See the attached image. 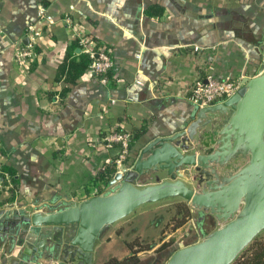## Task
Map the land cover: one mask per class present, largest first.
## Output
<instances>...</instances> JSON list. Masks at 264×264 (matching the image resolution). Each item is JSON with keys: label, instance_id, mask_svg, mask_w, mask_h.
<instances>
[{"label": "crops", "instance_id": "crops-1", "mask_svg": "<svg viewBox=\"0 0 264 264\" xmlns=\"http://www.w3.org/2000/svg\"><path fill=\"white\" fill-rule=\"evenodd\" d=\"M39 6L51 21L37 23L35 56L22 66L15 47L25 43ZM66 13L75 26L61 21ZM79 29L110 53V85L88 69L75 83L58 79L63 61L82 52ZM263 34L264 0H0V208L70 200L114 166L119 143L101 144L112 132L142 131L133 153L179 130L190 121L197 77L258 74Z\"/></svg>", "mask_w": 264, "mask_h": 264}, {"label": "water", "instance_id": "water-1", "mask_svg": "<svg viewBox=\"0 0 264 264\" xmlns=\"http://www.w3.org/2000/svg\"><path fill=\"white\" fill-rule=\"evenodd\" d=\"M256 44L257 75L245 76L222 103L193 105L179 130L138 145L131 167L114 174L107 192L0 208V264H94L114 224L168 200L200 215L201 239L173 244L165 264H231L264 230V34ZM206 215L218 224L209 232Z\"/></svg>", "mask_w": 264, "mask_h": 264}, {"label": "built area", "instance_id": "built-area-1", "mask_svg": "<svg viewBox=\"0 0 264 264\" xmlns=\"http://www.w3.org/2000/svg\"><path fill=\"white\" fill-rule=\"evenodd\" d=\"M37 22H34L26 29L25 37L28 39V43L17 44L15 47V60L22 66H28L32 58L35 56L34 44L39 36L42 34V30L37 26L38 22L45 24L51 21V16L46 13V9L43 6L38 7ZM61 21L68 27L75 26V19L71 14L66 13L61 17ZM78 42L81 51L87 53L91 57L88 70L91 74L97 76L101 83L110 85L109 71L113 68L114 61L107 51L97 40L89 36L82 29L78 30ZM245 76H237L231 78H213V77H197L189 87L188 99L193 105L198 107H208L224 102L243 85V79ZM132 141V134L130 132H112L108 136H105L101 144L110 147L114 142H118L119 152L116 158L113 160L115 171L121 172L124 169L127 170L131 167L132 163H127V158L130 154V143ZM95 147V144H93ZM111 177V178H112ZM110 189L109 184L105 183L103 179H96L95 181L88 182L85 185H81L70 197V201L80 202L89 197L103 194ZM184 226L188 229H194L196 240L201 239L197 229L196 223L193 218H189Z\"/></svg>", "mask_w": 264, "mask_h": 264}, {"label": "rangeland", "instance_id": "rangeland-1", "mask_svg": "<svg viewBox=\"0 0 264 264\" xmlns=\"http://www.w3.org/2000/svg\"><path fill=\"white\" fill-rule=\"evenodd\" d=\"M130 157L133 159L135 153H132ZM174 203L175 200H168L146 205L138 210V213H143L139 218L135 219L134 216H130L114 224L98 243L94 253V264H101L111 256L120 258L129 254L131 251L129 244L131 242H137L140 245H148L150 243L154 245L152 249L137 252L139 257L137 264H165L170 254L165 257H159V255L177 242H189L192 237L190 236L191 233H194V229L186 231V228H182L181 234L170 235L171 231L175 230L172 227L174 222L172 215L175 211ZM190 218L194 219L197 229L198 214L192 212V217ZM217 226V221L212 216L206 215L203 223L205 232L212 231ZM259 235L264 238V230ZM154 238H156V241H154ZM138 246L135 244L136 248ZM125 251L129 253L125 254Z\"/></svg>", "mask_w": 264, "mask_h": 264}, {"label": "trees", "instance_id": "trees-1", "mask_svg": "<svg viewBox=\"0 0 264 264\" xmlns=\"http://www.w3.org/2000/svg\"><path fill=\"white\" fill-rule=\"evenodd\" d=\"M78 41V40H77ZM91 62V57L84 52H81L78 59L66 58L59 69V76L63 77L65 83H75L76 80L87 71L89 64ZM68 90V86L63 88L62 93ZM142 131L132 132V141L130 147L134 145L138 136ZM131 147V149H132ZM116 157V156H115ZM7 172H10L12 179H14L13 172L11 169L4 168ZM115 168L113 164H107L104 169L99 170L96 179H103L105 183H109ZM3 184V180H0V187ZM174 214L172 215V227L174 229L182 226L188 218L192 217V211L190 207L182 200H176L174 203ZM135 244L139 245L138 248ZM153 244L140 245L139 243H130L129 248L130 253L123 257L111 256L101 264H137L139 262V257L137 252L140 250H148L153 248ZM231 264H264V238L260 235L256 236L253 241L243 250V252L231 263Z\"/></svg>", "mask_w": 264, "mask_h": 264}, {"label": "flooded vegetation", "instance_id": "flooded-vegetation-1", "mask_svg": "<svg viewBox=\"0 0 264 264\" xmlns=\"http://www.w3.org/2000/svg\"><path fill=\"white\" fill-rule=\"evenodd\" d=\"M200 215H198V219H199ZM179 243H183L182 241L179 242ZM173 251L172 247H169L167 250H165L164 252H162L159 257H165L167 255H169L171 252ZM158 257V258H159ZM158 258H157V261H158ZM152 264H155V263H152Z\"/></svg>", "mask_w": 264, "mask_h": 264}]
</instances>
